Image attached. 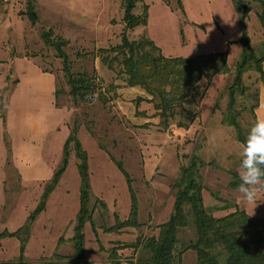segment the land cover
Returning a JSON list of instances; mask_svg holds the SVG:
<instances>
[{"label":"rangeland","instance_id":"374dc122","mask_svg":"<svg viewBox=\"0 0 264 264\" xmlns=\"http://www.w3.org/2000/svg\"><path fill=\"white\" fill-rule=\"evenodd\" d=\"M242 1L251 9L250 46L261 57L264 30L258 15L264 0ZM125 2L36 0L34 10L30 0L0 4V235H7L0 238V264L19 259L25 264H74L84 183L76 144L69 149L66 145L76 129L88 163L93 220L83 234L85 258L91 264H136L141 250L132 246L158 236V227L169 221L181 169L194 156L206 165L201 170L204 203L215 217L239 209L253 220H264V202L258 201L253 214V206L241 203L230 187L231 173H238L240 142L225 118L228 89L242 54L239 44H231L242 35L233 0L136 3L133 14H143L145 5L149 18L147 27L128 32L130 41L148 38L168 58L228 52L230 72L210 85L203 80L207 95L191 93L169 129L154 105L137 104L139 98L151 100L146 91H129L122 68L113 63L110 69L113 50L122 43ZM49 31L53 43H66L63 52L71 73L93 80L98 97L94 103L74 104L64 64L43 41ZM243 82L235 114L248 131L264 86L254 64ZM132 190L140 226L110 233L117 219L130 217ZM23 228H29L28 236L22 232L20 239L8 237ZM195 239L192 226L180 232L181 264H197V254L185 251ZM115 249L117 259L112 257Z\"/></svg>","mask_w":264,"mask_h":264},{"label":"trees","instance_id":"16d2710c","mask_svg":"<svg viewBox=\"0 0 264 264\" xmlns=\"http://www.w3.org/2000/svg\"><path fill=\"white\" fill-rule=\"evenodd\" d=\"M142 0H126L125 29L122 35V43L114 48L115 58L110 61V69L113 63L122 68L126 77L127 86L130 88L140 87L146 91L151 100L139 98L137 104L148 102L154 105L155 110L163 119L166 129L169 122L177 115L191 93L205 97L207 88H202V81L210 85L214 78L226 75L230 72L228 64V52L210 55H201L193 59L168 58L163 55L161 49L148 38L140 41H130L128 32L148 24V7L144 5L143 14L135 16L133 11L136 3ZM261 2L262 0H254ZM36 0H30V8L35 9ZM180 2V1H179ZM239 14V23L242 35L239 41L231 44H239L242 47L241 59L237 64L235 78L229 92L228 115L225 123L236 130L238 142H243L247 131H244L235 114L237 94L244 91V75L250 70L252 64L257 67L264 83V54L257 57L251 48V38L248 34L247 21L250 7L242 0H233ZM5 3V2H4ZM3 4V0H0ZM180 4V3H179ZM263 11L258 15L264 30V3ZM32 16L36 18L35 14ZM52 31L44 32L42 38L46 45L53 47L64 64V71L68 77L70 86L69 95L77 106L82 103H93L86 99L89 94H95L96 86L87 75H73L68 57L63 52L66 43L51 41ZM107 63V61L105 60ZM101 99V98H100ZM256 108L259 101V93L256 96ZM104 105L107 104L103 100ZM255 108V110H256ZM256 118V114H255ZM180 128L189 129V125H179ZM77 129L70 136L66 148L75 143L78 156L82 162L80 172L83 178L84 189L82 191L81 211L79 226L75 237L76 253L73 257L74 264H91L86 261L84 253L85 235L84 226L93 220V211L89 207V175L87 155L81 149L77 138ZM119 167L124 170L123 166ZM206 165L197 156L190 159L189 164L181 169V175L175 185L177 197L174 211L169 221L158 227V236L145 240H139L132 248L140 249L141 255L136 264H181L182 253L178 252L180 232L188 227H193L196 239L192 241L185 251H194L197 254V264H264V220H253L246 211L237 209L224 217H215L205 207L204 185L201 170ZM126 173V171H124ZM127 174V173H126ZM128 175V174H127ZM233 181L230 187L236 190L239 183L238 173H231ZM132 180L129 179V182ZM132 211L130 217L109 229L110 233H117L127 228H137L138 205L135 192L132 190ZM24 229V230H23ZM16 233L8 235L20 239L22 232L28 236L29 228H23ZM6 233L0 238L6 237ZM25 243V241H24ZM112 257L117 259V250H113ZM3 264H25L22 259L18 262ZM117 264H119L117 262ZM133 264V263H129Z\"/></svg>","mask_w":264,"mask_h":264},{"label":"clouds","instance_id":"9594fccd","mask_svg":"<svg viewBox=\"0 0 264 264\" xmlns=\"http://www.w3.org/2000/svg\"><path fill=\"white\" fill-rule=\"evenodd\" d=\"M86 99L94 103L98 97L89 94ZM239 159L236 192L241 203L253 206L254 214L255 207L264 202V116H257L250 125L240 143Z\"/></svg>","mask_w":264,"mask_h":264},{"label":"crops","instance_id":"0c3cea01","mask_svg":"<svg viewBox=\"0 0 264 264\" xmlns=\"http://www.w3.org/2000/svg\"><path fill=\"white\" fill-rule=\"evenodd\" d=\"M263 68H264V66H263ZM129 91H133V92L134 91H141V89L135 87V88H129ZM255 114H256V117L257 116H264V86L259 91V101H258V106L255 110Z\"/></svg>","mask_w":264,"mask_h":264}]
</instances>
